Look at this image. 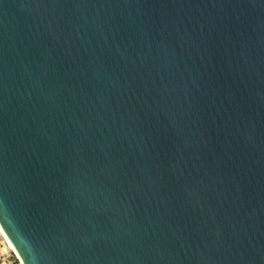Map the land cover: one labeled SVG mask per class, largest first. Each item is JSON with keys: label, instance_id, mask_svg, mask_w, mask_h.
Here are the masks:
<instances>
[{"label": "water", "instance_id": "95a60500", "mask_svg": "<svg viewBox=\"0 0 264 264\" xmlns=\"http://www.w3.org/2000/svg\"><path fill=\"white\" fill-rule=\"evenodd\" d=\"M0 227L22 264H264V0H0Z\"/></svg>", "mask_w": 264, "mask_h": 264}, {"label": "built area", "instance_id": "2783aa9c", "mask_svg": "<svg viewBox=\"0 0 264 264\" xmlns=\"http://www.w3.org/2000/svg\"><path fill=\"white\" fill-rule=\"evenodd\" d=\"M12 254H15V252L12 251L11 247L6 242L4 246L0 247V264H9L6 261L8 259L6 257H10Z\"/></svg>", "mask_w": 264, "mask_h": 264}, {"label": "rangeland", "instance_id": "374dc122", "mask_svg": "<svg viewBox=\"0 0 264 264\" xmlns=\"http://www.w3.org/2000/svg\"><path fill=\"white\" fill-rule=\"evenodd\" d=\"M5 244H6V239L3 236L2 232L0 231V247L4 246ZM6 258H8L6 261L9 264H22L16 254H12L10 257H6Z\"/></svg>", "mask_w": 264, "mask_h": 264}, {"label": "bare ground", "instance_id": "6f19581e", "mask_svg": "<svg viewBox=\"0 0 264 264\" xmlns=\"http://www.w3.org/2000/svg\"><path fill=\"white\" fill-rule=\"evenodd\" d=\"M0 231L2 232L3 236H4L5 239H6V242L9 244V246H10L11 249H12V251H14L15 254L17 255V257H18V254H17L15 248L13 247L12 243H11L10 240L7 238V236L5 235V233H4V231L1 229V227H0ZM18 258H19V257H18Z\"/></svg>", "mask_w": 264, "mask_h": 264}]
</instances>
